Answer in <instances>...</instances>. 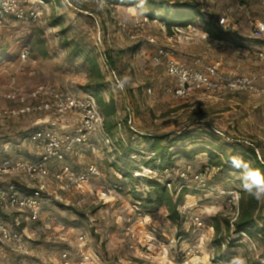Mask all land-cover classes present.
Segmentation results:
<instances>
[{"label":"rangeland","instance_id":"rangeland-1","mask_svg":"<svg viewBox=\"0 0 264 264\" xmlns=\"http://www.w3.org/2000/svg\"><path fill=\"white\" fill-rule=\"evenodd\" d=\"M118 1L22 0L25 8L40 12L37 19H18L13 14L4 16L0 24V106H18L6 99L8 91L17 89L29 92L35 86L46 83L82 95H94L83 88L89 79V68L84 65V58L68 61L72 47L65 48L64 45L73 39L94 46L98 52L105 49L114 51L118 62L116 69L125 86L124 92L119 91L118 95H114L121 110L119 117L123 122L131 117V124L136 130L179 136L181 139L173 151L197 149L204 145L212 147L209 143H214L221 149L217 150V155L223 157L222 151L232 153L233 145L239 147L236 141H251L260 146L259 152L264 155V94L195 90L188 98L173 99L165 91L171 84V78L165 69L152 64L154 46L146 40L153 37L157 46L176 50L179 58L188 63L199 60L201 67L219 63L221 74L227 77L253 75L263 89L264 59L260 52H264V38L251 40L248 37L253 20L264 21V10L260 3L257 0H190L201 3L205 13H214L219 19L225 18V25L236 26L242 38L248 39L238 45L211 39L203 31L200 20L197 31L192 33L188 30L170 33L164 30L162 22H148L139 32L137 40H132L126 36L124 29L132 30L136 22L145 16L136 7ZM77 6H84L86 10H79ZM135 46H140V49L132 54L129 49ZM25 49L30 51L27 60L21 57ZM124 50L125 53L118 54ZM102 70L107 75L108 71H112ZM148 88L152 89L151 94H148ZM111 96L108 93L104 95L106 99ZM127 105L129 110L125 111ZM51 118V115L35 114L0 118V163L8 156L27 160L37 157L38 153L28 143L27 136L32 129L46 126L47 119ZM40 119L41 122H38ZM64 123L73 126L75 122L68 117ZM123 131L125 143L134 146L141 143V147L145 145L137 135L131 137L129 130ZM185 131L191 136L184 138ZM120 139L117 133L114 147L96 136L90 145L80 146L68 157L75 170H81L89 163H96L102 170V178L94 181L86 191L62 188L51 178L49 192L52 196L44 204L40 219L25 223L21 218L31 238L25 264H54L64 249H70L77 256L81 250L94 251L100 256L99 264H157L138 257L127 246L125 226L136 214L150 217L149 229L157 242L167 248L165 257L160 251L155 254L164 258V264H180L191 245H197L200 250L198 264H232L235 258H242L245 264H264V246L257 239L245 235L239 238V235L232 234L233 240L239 239L233 246L226 242L222 248H218L215 244L216 231L215 228L211 230L214 218L218 215L221 218H235L238 214L241 171L234 167L233 171L212 167L209 153H199L189 158L183 152L175 156L174 165H168V169L145 173L164 181L172 179L179 190L186 184L193 191L186 196L180 210L187 212L192 207L191 213L201 214L209 228V240H201L199 233L192 231L191 214L186 213L188 216L178 229L176 223L168 219L166 208L151 215L135 203L130 190L136 187L145 193L151 178L142 176L141 180H125L126 183L122 184L126 188L102 200L98 190L122 179L112 164L118 157L120 163L125 160L120 152ZM189 165V178L184 181L180 173ZM194 172L205 174L207 187L204 190H194L197 187L193 180ZM8 182H16L24 187L30 185L21 174L0 175V184ZM260 202L264 212V199ZM82 231L89 239L85 246L78 241ZM179 231L182 236L178 235ZM18 256L24 257L5 246L4 252H0V264H22Z\"/></svg>","mask_w":264,"mask_h":264},{"label":"built area","instance_id":"built-area-1","mask_svg":"<svg viewBox=\"0 0 264 264\" xmlns=\"http://www.w3.org/2000/svg\"><path fill=\"white\" fill-rule=\"evenodd\" d=\"M257 1L264 10V0ZM9 14H13L18 19L35 20L40 12L37 9L25 8L22 0H2L0 2V24L4 16ZM225 21V18H222L220 24L226 26ZM148 22H157V20L142 17L132 30L124 29V33L132 40H137L139 32ZM163 28L167 30L165 25ZM196 29L194 24H189L185 27L176 26L173 32L180 33L183 30L195 31ZM250 34L252 38L263 39L264 21L253 20ZM146 40L154 46L152 64L165 69L171 78V84L166 87L165 91L173 99L188 98L195 90L208 93L245 91L258 95L264 94V88L259 87L253 75L227 77L221 74L219 63H212L205 67L200 66L199 60L188 63L180 59L174 49L157 46L153 37H148ZM29 55L30 51L25 49L21 57L27 60ZM260 56L264 59V52H260ZM107 79L113 95H118L119 91H125L121 75L108 71ZM147 92L151 94L152 89L148 88ZM5 97L9 102L16 103L18 106H0V118L30 114L51 115L52 117L47 119L49 121L46 126L37 129L29 137L28 143L38 153L36 159L27 160L8 156L0 163V175L21 174L30 183L28 186L31 188L30 191L22 190L16 182L0 184V252H4L7 246L13 252L24 255L19 263L25 264L24 258L29 254L28 242L31 238L26 233L27 226H23L24 221L21 218H24L25 223H34L40 219L44 204L52 196L49 192L51 178L62 188L75 189L78 192L86 191L94 181L102 178V170L96 163H89L83 169L75 170L70 165L68 157L80 146L90 145L96 136H100L108 145L116 147V144L114 138L106 131L104 116L93 96L63 90L46 83L35 86L29 92L12 89ZM68 117L74 120L73 126L64 123ZM119 121L118 136L122 141H126L123 131L125 126H123L122 119ZM129 122L132 123L131 117ZM190 169L191 165L180 173L182 180H188ZM193 180L197 185V190H204L207 187L203 172H194ZM171 183L167 185L171 187ZM115 192L118 193V189L111 185L108 188H100L97 193L102 200H107ZM191 209L192 207L187 212L180 211L186 218L188 216L186 213L191 214L189 220L192 231L198 232L201 240H209L208 225L201 214L191 213ZM150 220L149 216L136 214L127 221L125 226L127 246L142 259L164 264V258L157 257L155 254L160 251L165 257L167 248L163 243H158L152 234L148 226ZM212 229H214L213 226ZM78 241L83 246L87 245L88 235L83 231L80 232ZM199 251L197 245L189 246L180 264H198ZM99 261V254L94 251L81 250L77 256L70 249H64L54 264H99Z\"/></svg>","mask_w":264,"mask_h":264},{"label":"trees","instance_id":"trees-1","mask_svg":"<svg viewBox=\"0 0 264 264\" xmlns=\"http://www.w3.org/2000/svg\"><path fill=\"white\" fill-rule=\"evenodd\" d=\"M118 3L134 6L143 14V16L148 17L153 21L157 20L162 22L168 28L170 33L173 32V28L176 26L185 27L189 24L199 26L197 22L200 20L202 21L201 27L203 31L213 40L227 41L238 45L241 44V42L248 40L244 39L245 37L242 38L241 33L236 26L234 27V25L230 24L222 26L219 17L214 13H205L203 5L195 1L143 0L142 3V1L138 0H120ZM77 7L79 10H86L84 6ZM63 32H66L65 28ZM248 37L251 40H259L252 38L251 36ZM64 46L65 48L72 47L68 61H74L79 57L84 58V65H87L89 68V79L83 88L94 94H90V96H93L96 99L98 107L104 116L106 131L111 137L116 138L119 131V114L121 110L119 109L117 99L114 98L112 93L107 74L102 70L104 68L108 70L111 69L118 75H121L116 69L118 62L117 59H115L114 51L112 49H105L104 51L102 50L98 52L94 46L73 39L66 41ZM139 49L140 46H135L130 48L129 52L134 54ZM125 52L126 51L124 50L120 53L118 52V54L120 55ZM105 93L112 95L111 98L106 99L104 97ZM126 109L129 110L128 105L125 106V111ZM44 126L45 125H42L41 127L32 129L27 136V141L33 132ZM123 126H125V130L131 132V137L137 135L145 145L141 147V143L138 144L137 146L143 148L139 149L137 146L128 144V142L125 143L120 139L121 141L119 142V145L122 148L120 152H122V156L125 157V160L123 163H120L121 159L118 157L116 161L112 162L114 168L120 172L122 178L113 185L118 190H123L126 188L123 186V184L126 183L125 180H141L142 176L145 178H151L148 180L149 189L148 191H145V193L139 191L136 187L130 190L134 195L135 203L140 204L141 207L145 209V212L151 215H155L162 208H166L168 211V219L171 222L176 223L178 229H181L186 218L185 215L181 213L180 207L186 196L190 195L193 191L186 184L182 185L179 190L172 179L164 181L149 175V173L146 175V172L153 171L152 173H154L168 169V165H174L175 156L184 152V155L189 158L194 157L199 153H209L211 157L210 160L212 161L211 166L223 168L227 171L235 170L231 164V159L236 157L249 164L251 167L260 170V172L264 174V155L260 154V146L254 142L236 141L239 147L233 145L234 152L227 153L226 151H222L221 156L223 157H220L216 152L221 149L214 145V143H209L212 144V147L204 145L197 149L189 150L184 148L182 151L181 149L173 151L176 143L181 139L179 136L173 137V133H141L132 126L129 122V118L125 119ZM183 136L184 138H188L191 135L185 131ZM170 182H172L171 187L167 185ZM239 183L242 185V179H239ZM18 185L22 190H31L30 187H24L20 184ZM240 194L238 200V214L235 218H221L220 215L214 218L213 226L216 231L214 241L218 248H222L226 242L229 243L230 246L236 244L239 239L233 240L232 234L239 235V238L245 235L250 239H257L264 246V212L262 210L261 202L243 190L240 191ZM180 232L181 231L178 232V235L182 236L183 234ZM221 258L224 259L225 257ZM18 259L21 260V257L18 256Z\"/></svg>","mask_w":264,"mask_h":264},{"label":"clouds","instance_id":"clouds-1","mask_svg":"<svg viewBox=\"0 0 264 264\" xmlns=\"http://www.w3.org/2000/svg\"><path fill=\"white\" fill-rule=\"evenodd\" d=\"M231 164L241 171L242 190L257 200L264 199V174L236 157L231 159ZM232 264H245V261L242 258H235Z\"/></svg>","mask_w":264,"mask_h":264},{"label":"crops","instance_id":"crops-1","mask_svg":"<svg viewBox=\"0 0 264 264\" xmlns=\"http://www.w3.org/2000/svg\"><path fill=\"white\" fill-rule=\"evenodd\" d=\"M195 26H196V25H195ZM196 27H197V26H196ZM166 28H167V27H166ZM197 29H198V27H197ZM197 29H196L195 31H197ZM167 31H169L168 28H167ZM195 31H194V32H195ZM190 32L192 33L193 31H190ZM206 34H207V33H206ZM249 36H250V35H249ZM216 41H217V40H216ZM220 42H221V43L226 42L225 44H227V43L230 44V42H227V41H220ZM175 51H176V50H175ZM176 52H177V51H176ZM177 56L179 57L178 54H177ZM160 68H161V67H160ZM162 69H163V68H162ZM164 71H165V70H164ZM13 88H14V87H13ZM8 92H9V91H8ZM41 120H42V119L38 120V122L41 121ZM69 120H70V119H69ZM30 159H36V157H33V158L31 157ZM199 257H200V256H199Z\"/></svg>","mask_w":264,"mask_h":264}]
</instances>
